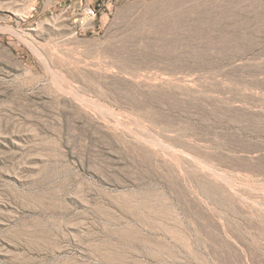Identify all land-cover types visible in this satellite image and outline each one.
Listing matches in <instances>:
<instances>
[{"label": "rangeland", "instance_id": "obj_1", "mask_svg": "<svg viewBox=\"0 0 264 264\" xmlns=\"http://www.w3.org/2000/svg\"><path fill=\"white\" fill-rule=\"evenodd\" d=\"M0 264H264V0H0Z\"/></svg>", "mask_w": 264, "mask_h": 264}, {"label": "built area", "instance_id": "obj_2", "mask_svg": "<svg viewBox=\"0 0 264 264\" xmlns=\"http://www.w3.org/2000/svg\"><path fill=\"white\" fill-rule=\"evenodd\" d=\"M87 14L88 15H95V12H94V10H92L91 8H89L88 10H87Z\"/></svg>", "mask_w": 264, "mask_h": 264}]
</instances>
